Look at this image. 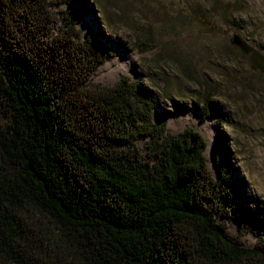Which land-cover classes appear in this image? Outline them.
Segmentation results:
<instances>
[{"label": "trees", "instance_id": "trees-1", "mask_svg": "<svg viewBox=\"0 0 264 264\" xmlns=\"http://www.w3.org/2000/svg\"><path fill=\"white\" fill-rule=\"evenodd\" d=\"M77 23L0 0V264H264V237L215 218L239 214L222 154L217 179L204 135L170 131L141 84L89 82L112 53Z\"/></svg>", "mask_w": 264, "mask_h": 264}, {"label": "rangeland", "instance_id": "rangeland-1", "mask_svg": "<svg viewBox=\"0 0 264 264\" xmlns=\"http://www.w3.org/2000/svg\"><path fill=\"white\" fill-rule=\"evenodd\" d=\"M51 7L60 17L65 11L75 15L81 40L90 34L96 48L112 53L89 82L114 84L128 75L141 84L155 101L153 116L164 119L170 131L194 127L204 135L208 166L217 179L216 159L222 154L239 214L215 218L240 243H259L264 72L232 39L238 34L264 55V0H51ZM62 25L59 18L55 29ZM137 143L145 149L146 138L139 136ZM246 217L262 229L244 230Z\"/></svg>", "mask_w": 264, "mask_h": 264}, {"label": "water", "instance_id": "water-1", "mask_svg": "<svg viewBox=\"0 0 264 264\" xmlns=\"http://www.w3.org/2000/svg\"><path fill=\"white\" fill-rule=\"evenodd\" d=\"M232 44L238 46L244 53L249 54L254 67L264 72V55L260 51L251 46L238 34L233 35Z\"/></svg>", "mask_w": 264, "mask_h": 264}]
</instances>
